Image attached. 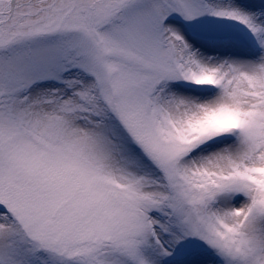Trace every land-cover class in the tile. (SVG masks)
<instances>
[{
  "label": "snow or ice",
  "instance_id": "obj_1",
  "mask_svg": "<svg viewBox=\"0 0 264 264\" xmlns=\"http://www.w3.org/2000/svg\"><path fill=\"white\" fill-rule=\"evenodd\" d=\"M0 264H264V0H0Z\"/></svg>",
  "mask_w": 264,
  "mask_h": 264
}]
</instances>
